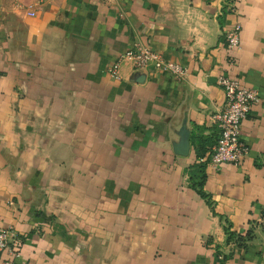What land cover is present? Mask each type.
<instances>
[{
	"label": "crops",
	"instance_id": "obj_1",
	"mask_svg": "<svg viewBox=\"0 0 264 264\" xmlns=\"http://www.w3.org/2000/svg\"><path fill=\"white\" fill-rule=\"evenodd\" d=\"M143 47L184 78L128 61L110 76ZM220 75L259 101L240 125L248 154L215 171ZM6 229L17 264H264V0H0Z\"/></svg>",
	"mask_w": 264,
	"mask_h": 264
},
{
	"label": "built area",
	"instance_id": "obj_2",
	"mask_svg": "<svg viewBox=\"0 0 264 264\" xmlns=\"http://www.w3.org/2000/svg\"><path fill=\"white\" fill-rule=\"evenodd\" d=\"M239 31L240 26L236 25L226 34L228 49L238 46ZM121 61L130 62L133 69L138 71L151 69L168 72L176 79L184 78L187 73L184 66L166 62L158 52L143 47L121 55L111 70V77L116 78V69ZM217 85L224 93V104L213 115L217 137L207 160L208 166L215 171L228 165L238 166L248 154L249 148L240 139V125L248 117L252 105L259 101L257 91L242 87L235 78L220 75ZM20 245L21 239L14 231L0 230V264H17Z\"/></svg>",
	"mask_w": 264,
	"mask_h": 264
},
{
	"label": "trees",
	"instance_id": "obj_3",
	"mask_svg": "<svg viewBox=\"0 0 264 264\" xmlns=\"http://www.w3.org/2000/svg\"><path fill=\"white\" fill-rule=\"evenodd\" d=\"M216 139L213 141L215 144ZM198 158L201 159L198 155ZM206 162L196 163L189 171V180L191 187L203 198L206 197V194L203 192V182L206 178Z\"/></svg>",
	"mask_w": 264,
	"mask_h": 264
},
{
	"label": "water",
	"instance_id": "obj_4",
	"mask_svg": "<svg viewBox=\"0 0 264 264\" xmlns=\"http://www.w3.org/2000/svg\"><path fill=\"white\" fill-rule=\"evenodd\" d=\"M181 151L178 155L186 156L189 149V140H188V131L186 130L185 126H183L182 133L180 134V141L179 145Z\"/></svg>",
	"mask_w": 264,
	"mask_h": 264
}]
</instances>
